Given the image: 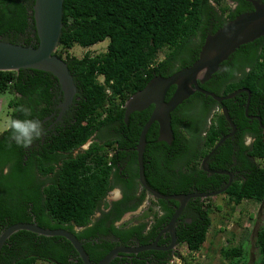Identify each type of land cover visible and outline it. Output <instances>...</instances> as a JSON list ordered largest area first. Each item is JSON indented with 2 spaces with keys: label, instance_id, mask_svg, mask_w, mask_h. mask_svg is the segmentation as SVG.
I'll list each match as a JSON object with an SVG mask.
<instances>
[{
  "label": "trees",
  "instance_id": "16d2710c",
  "mask_svg": "<svg viewBox=\"0 0 264 264\" xmlns=\"http://www.w3.org/2000/svg\"><path fill=\"white\" fill-rule=\"evenodd\" d=\"M34 3L0 0V40L38 45V38L32 37L35 26L30 12ZM253 9L250 0H65L64 27L56 55L67 62L78 88L73 106L75 123L46 139L45 145L40 138L26 149L17 146L7 131L0 134V235L18 223L65 229L83 244L93 264L115 248L129 246L131 240H137L138 245L154 243L179 203L150 197L151 206L137 218V224L118 225L149 196L139 181L136 148L153 107L134 112L126 122V102L153 78L169 77L192 66L208 35ZM106 40L109 45L105 53H87L81 59L71 54L75 46L90 49ZM162 52L164 58L159 59ZM223 64L230 67L231 75L223 78L218 72L212 81L199 86L217 96L249 89L248 114L259 116L264 125V36L241 46ZM238 72H243L241 77H235ZM60 89L51 73L0 71V94L16 96L9 103L11 118L24 119L22 110L26 108L30 113L27 118L42 123L53 113ZM174 91L172 87L168 97ZM248 97L247 93L239 94L221 105L196 92L172 113L171 145L158 140L159 124L155 122L147 134L144 154L149 186L163 195H173L194 193L192 188H199L202 180L212 184L206 191H218L227 185V177L211 176L202 168L203 158L231 129L222 113L224 106L237 126L236 137L242 140L251 136L254 141L249 146L239 143L241 149L235 154L238 161L246 160V179L235 180L220 195L232 211L245 201L264 207V167L259 163L264 161V129L257 119L247 118ZM91 139L88 151L73 156ZM132 148L133 152L128 151ZM233 154L227 141L215 153L221 164L213 169L226 170L224 163L232 162ZM122 157L128 164V180L119 177ZM118 187L122 188V198L108 202L107 196ZM216 198L220 197L190 201L191 221L185 223L183 217L178 223V245L185 246L190 254L200 252L207 241L212 215L219 209ZM174 205H178L176 209ZM219 228V233L225 231ZM256 244V264H264V225L257 233ZM123 256L110 264H176L172 262L176 257L186 261L180 250L147 251L131 259ZM221 256L228 264H247V252L240 245L222 248ZM39 263L84 264L67 239L28 231L11 236L0 254V264Z\"/></svg>",
  "mask_w": 264,
  "mask_h": 264
},
{
  "label": "water",
  "instance_id": "95a60500",
  "mask_svg": "<svg viewBox=\"0 0 264 264\" xmlns=\"http://www.w3.org/2000/svg\"><path fill=\"white\" fill-rule=\"evenodd\" d=\"M253 4V11L243 13L234 20L229 21L214 34L207 36L201 48L199 58L192 66L183 68L169 77L157 76L153 78L143 90L133 95L125 105V121L134 112H141L154 106L150 119L145 124L137 145L139 181L141 186L156 200L176 201L179 203L169 224L159 233L157 239L152 244L137 245L134 247L119 246L112 250L104 259L97 264H110L121 254L137 255L147 251H171L177 246V222L187 204L195 198H207L223 194L232 185L231 173L228 171L215 172L230 176L229 182L223 189L218 191L198 194H173L163 195L151 188L145 175L144 154L147 146V134L151 126L157 122L159 124V141L169 145L173 143L174 132L172 129V113L187 99L196 92L212 97L219 104L235 98L238 94L246 92L249 94L246 105V116L248 115L251 101V91L240 89L227 96H217L216 94L204 90L199 84H204L212 79L221 64L241 46L252 43L264 36V4L259 0H250ZM65 0H35L32 24L35 26L33 37L38 38V45L26 46L13 44L0 40V71L11 72L20 70H38L51 73L59 82L64 101L61 104L63 116L69 109L77 94L78 88L73 75L70 73L67 62L59 58L56 53L60 46V39L63 33V13ZM175 87L176 90L168 102L165 101L169 90ZM222 113L229 124L232 132L224 137L211 153L204 159L202 168L205 172L212 173L208 168V160L220 148L223 142L233 136L237 131V126L230 117L226 107L222 106ZM261 122V118H257ZM20 231H28L45 237H63L67 239L75 248L84 264H93L89 255L85 251L83 244L71 232L65 229H46L37 223H18L4 230L0 235V254L5 243L11 236ZM163 234H169L171 245L160 246L159 241Z\"/></svg>",
  "mask_w": 264,
  "mask_h": 264
},
{
  "label": "rangeland",
  "instance_id": "374dc122",
  "mask_svg": "<svg viewBox=\"0 0 264 264\" xmlns=\"http://www.w3.org/2000/svg\"><path fill=\"white\" fill-rule=\"evenodd\" d=\"M109 45V40L95 45L90 49H83L79 46L71 51V54L77 58H83L87 53L98 55L105 53ZM164 58V52L159 55V59ZM16 96L12 93L0 94V129L6 128L11 119L12 109L9 103ZM4 131H0V134ZM264 167V161L259 162ZM112 195V194H111ZM113 197H109V200ZM224 197L214 199L216 209L213 218V225L209 231L208 238L202 250L197 253H188L186 249H181L186 261L174 258L176 264H228V261L222 258L221 249L225 247L243 246L247 252V264H256L259 259L257 248V233L264 225V207L261 203L245 201L242 205L236 207L234 211L226 203ZM221 208V209H220ZM145 210V205L137 213L140 214ZM225 217V220H222ZM131 215H126L124 220H129ZM133 220V219H132ZM225 229L222 233L218 230ZM47 264V263H39Z\"/></svg>",
  "mask_w": 264,
  "mask_h": 264
},
{
  "label": "flooded vegetation",
  "instance_id": "af4514ba",
  "mask_svg": "<svg viewBox=\"0 0 264 264\" xmlns=\"http://www.w3.org/2000/svg\"><path fill=\"white\" fill-rule=\"evenodd\" d=\"M259 2H261L262 3V0H259ZM252 6H253V4H252ZM234 8H235V6H234ZM212 31V30H211ZM32 37H33V35H32ZM36 42L35 41H33L32 42V44H35ZM250 70V68H247V71H249ZM231 71L232 70H230V67L226 64H222L221 65V67H220V69H219V73H221V76L224 78V77H227L228 75H231ZM217 72V73H218ZM242 73L243 72H238L237 74V76H235V77H241L242 76ZM235 77H232V79L233 78H235ZM235 80H237V79H235ZM210 81H212V79L210 80ZM209 81V82H210ZM216 85V84H215ZM215 85L214 84H212L211 86L212 87H215ZM242 89V88H241ZM171 90V89H170ZM170 90H169V92H170ZM175 90H176V88H175ZM238 90H240V89H238ZM78 92V91H77ZM169 92L167 93V96H166V98H165V101L166 102H168L169 100H170V98L172 97V96H169L168 97V94H169ZM175 92V91H174ZM171 93V92H170ZM246 92H243V93H240V94H245ZM248 94V93H247ZM78 95V93L76 94V96ZM239 95V94H238ZM248 96H249V94H248ZM75 99V98H74ZM77 99L79 100V97H77ZM57 100H58V103L56 104V106H55V109H54V111H53V113L51 114V116H49V117H47L43 122H42V125H43V128H44V133H43V135L41 136V138H42V140H41V142H42V145H45V141H46V139H48V138H50V137H52V135L54 134V135H58V134H60V132H62L61 130H66V129H68L69 127H71V124H74L75 123V117H74V113H75V110H73V106H74V101H73V103L70 105V107H69V109L68 110H66L65 111V113L63 114V116H60V114L62 113V109H61V104L63 103V101H64V97H63V95H62V92H61V89L59 90V94H58V96H57ZM77 106V105H76ZM151 107H153V109H154V106H150L149 108H151ZM148 108V109H149ZM147 110V109H146ZM249 115V114H248ZM253 117V119H249L248 117V119L250 120V121H252V120H255V119H257L259 116H252ZM258 120V119H257ZM259 121V120H258ZM259 123H260V125H262L261 127L264 129V125L262 124V119H261V122L259 121ZM230 131L226 134V135H224L219 141H218V143L224 138V137H226V136H228L229 134H231V132H232V130L231 129H229ZM236 134H237V131L235 132V134L233 135V136H231V137H229V138H227L224 142H223V144L221 145V146H223L224 144H226L227 143V141H229V143H230V147H232V150L234 151V154L232 155V162H225L224 163V167H227L226 168V170H216V169H213V167H218V166H220V164H221V162H220V158H218V157H215L214 158V155H215V153L217 152H215L211 157H210V159L208 160V162H207V164H208V168L212 171V173H209V175H215V174H217V173H215V172H219V171H228V172H230L231 173V179H232V183L235 181V180H237V179H246V177H245V175L248 173V171H247V169L245 168V165H246V160L245 159H241L240 161H238V159L235 157V154L237 153V151L239 150V149H241V147H240V144L239 143H241V142H243V144L245 145V146H249V145H251L252 143H253V141H254V138H252L251 136H244V138H242V140L240 139V137H236ZM93 139H96V140H100L99 138H93ZM93 139H91L90 141H88L87 143H85L83 146H81L79 149H77L75 152H73V156H77V155H79L80 153H82V152H86V151H88L89 150V147H90V145L93 143ZM104 143L106 142L105 140L103 141ZM217 143V144H218ZM216 147V146H215ZM214 147V148H215ZM219 149V148H218ZM128 151H134V148H132L131 150H128ZM246 155L247 156H249L248 155V153H246ZM208 156V155H207ZM110 158H112V157H114L113 155H112V153L110 154V156H109ZM206 158V157H205ZM205 158H203V161H204V159ZM248 159H250V156L248 157ZM203 163V162H202ZM87 164H88V166H89V159L87 160ZM119 168H120V171H119V177H120V180H128V175L126 174V167H127V162L125 161V159L122 157V159H121V161L119 162ZM59 169V168H58ZM215 171V172H214ZM208 173V172H207ZM218 175V174H217ZM219 175H221V176H224V177H227V182H229V179H230V176H227V175H223V174H219ZM119 179H118V181H120ZM227 182H224V183H227ZM201 184H203V185H201ZM201 184H199L198 186H199V188L202 190V192H199V188H192V190H193V192L194 193H198V194H205V193H209V192H211V191H206V190H210V187L212 186V184H211V182H209V181H204V180H202V183ZM228 184V183H227ZM224 187H226V185L224 186ZM221 189H223V188H221ZM203 190H204V192H203ZM220 190V189H219ZM112 194V195H111ZM122 194H123V191H122V188L120 187H118V188H116V189H114L113 191H111L110 192V194L107 196V201L108 202H110V203H113V202H115V201H118L119 199H121L122 198ZM149 194V193H148ZM113 197V199H110L109 200V197ZM150 197H152L150 194H149V196L147 197V200L144 202V204L141 206V207H143L144 205H145V210H144V212L146 211V210H148L149 209V207L151 206V204H150ZM215 197H224L223 195H220V196H213V197H207V198H195V199H192V200H196V199H198L200 202H204L206 199H208V198H215ZM153 198V197H152ZM191 200V201H192ZM189 204V203H188ZM188 204H187V206L185 207V209L183 210V212H182V214L180 215V217H179V219H178V222H177V226H178V223L182 220V218L184 217V218H186V219H184V221H185V223L186 222H190L191 221V216L193 215V210L191 211L189 208H188ZM177 206L178 205H174V207H175V209L177 208ZM140 207V208H141ZM139 208V209H140ZM138 209V210H139ZM138 210L136 211V212H133V213H128L129 215H131V218L129 219V220H124V218H123V220L121 221V222H119L118 223V225H121V224H123V223H125V222H128V223H131V224H137V222H138V220H137V218L140 216V214H137V215H134L135 213H137L138 212ZM176 211V210H175ZM143 212V213H144ZM142 213V214H143ZM127 214V215H128ZM174 215V214H173ZM185 215H186V217H185ZM132 219H134V221L133 222H131L132 221ZM149 221V220H148ZM169 224V223H168ZM167 226V225H166ZM165 226V227H166ZM165 227H163V229L165 228ZM177 228V227H176ZM148 229H149V227H148ZM162 229V230H163ZM161 230V231H162ZM160 231V232H161ZM162 240H163V243H161V245L160 246H163V247H165V246H169V245H171V238H170V236H169V234H163L162 235V237H161V239H160V241H159V243L160 242H162ZM135 244H139L138 243V241L137 240H131V242H129V246L128 247H134V246H137V245H135ZM177 245H178V242H177ZM178 247H179V245H178ZM178 247L176 246L173 250H171V252H174L175 250H177L178 249ZM160 252H169V251H160ZM144 253V252H143ZM125 256H123V257H129L130 259L131 258H133L132 257V254H130V255H128V254H124ZM152 256H150L149 258H151ZM130 262V263H129ZM129 262H127L126 261V264H133V261H129Z\"/></svg>",
  "mask_w": 264,
  "mask_h": 264
},
{
  "label": "clouds",
  "instance_id": "9594fccd",
  "mask_svg": "<svg viewBox=\"0 0 264 264\" xmlns=\"http://www.w3.org/2000/svg\"><path fill=\"white\" fill-rule=\"evenodd\" d=\"M22 111L25 116L24 119L11 118L6 128L0 129V131H7L10 134V139L17 146L26 149L41 138L44 133V128L41 121L27 118L30 115L28 109L25 108Z\"/></svg>",
  "mask_w": 264,
  "mask_h": 264
},
{
  "label": "built area",
  "instance_id": "2783aa9c",
  "mask_svg": "<svg viewBox=\"0 0 264 264\" xmlns=\"http://www.w3.org/2000/svg\"><path fill=\"white\" fill-rule=\"evenodd\" d=\"M181 249H186L187 250V248L184 246V247H179L177 250H180L181 251ZM187 252H188V250H187ZM183 253V252H182ZM189 253V252H188ZM176 258H178V257H176ZM180 260V259H179ZM173 262V261H172Z\"/></svg>",
  "mask_w": 264,
  "mask_h": 264
}]
</instances>
